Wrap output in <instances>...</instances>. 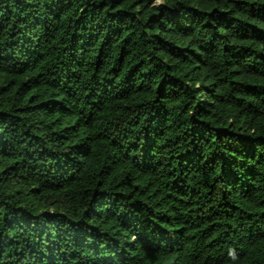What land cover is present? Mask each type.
Wrapping results in <instances>:
<instances>
[{
	"label": "trees",
	"instance_id": "1",
	"mask_svg": "<svg viewBox=\"0 0 264 264\" xmlns=\"http://www.w3.org/2000/svg\"><path fill=\"white\" fill-rule=\"evenodd\" d=\"M0 264H264V0H0Z\"/></svg>",
	"mask_w": 264,
	"mask_h": 264
}]
</instances>
